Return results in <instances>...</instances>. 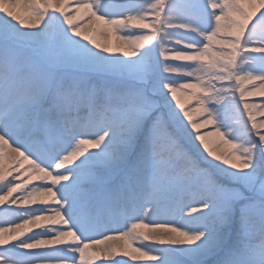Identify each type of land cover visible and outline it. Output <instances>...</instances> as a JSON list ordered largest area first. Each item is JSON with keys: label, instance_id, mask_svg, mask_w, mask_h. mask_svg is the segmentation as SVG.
I'll list each match as a JSON object with an SVG mask.
<instances>
[{"label": "snow or ice", "instance_id": "obj_1", "mask_svg": "<svg viewBox=\"0 0 264 264\" xmlns=\"http://www.w3.org/2000/svg\"><path fill=\"white\" fill-rule=\"evenodd\" d=\"M0 213V264H264V0H0Z\"/></svg>", "mask_w": 264, "mask_h": 264}, {"label": "bare ground", "instance_id": "obj_2", "mask_svg": "<svg viewBox=\"0 0 264 264\" xmlns=\"http://www.w3.org/2000/svg\"><path fill=\"white\" fill-rule=\"evenodd\" d=\"M29 12H30V9H24L23 11H21V15L26 17L29 14ZM91 31L96 36V39L98 40V42L101 44H105V43L114 44L116 42L115 36L110 35L106 31H104L103 28H101L99 31H96L95 29H92ZM202 131H207V129H202ZM218 145H219V149L221 152L231 151V148L229 145H220L218 138L213 137L210 139V146L217 147ZM13 219L14 217L0 213V224L7 223ZM122 243H123L122 241L114 240V241H109L108 245L116 246ZM100 247L103 248L105 247V245H101ZM138 264H144V262H138Z\"/></svg>", "mask_w": 264, "mask_h": 264}]
</instances>
